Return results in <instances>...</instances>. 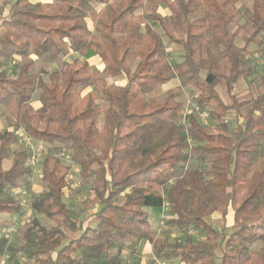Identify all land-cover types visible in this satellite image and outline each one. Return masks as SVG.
<instances>
[{
	"label": "trees",
	"instance_id": "1",
	"mask_svg": "<svg viewBox=\"0 0 264 264\" xmlns=\"http://www.w3.org/2000/svg\"><path fill=\"white\" fill-rule=\"evenodd\" d=\"M249 1L0 2V119L9 121L0 130V215H20L11 192L33 174L31 150L13 147L17 131L48 150L33 217L15 241L0 235V264H17L20 253L35 264H144V244L184 264H264V74L257 94L237 92L254 72L249 45H264V0ZM233 25L249 32L243 46ZM91 52L103 67L62 59ZM16 56L24 61L14 76L7 65ZM32 57L63 61L35 72ZM189 87L190 109L181 99ZM61 153L93 179L87 218L65 200L72 167ZM152 210L164 211L168 228L153 227ZM231 210L229 226L208 220Z\"/></svg>",
	"mask_w": 264,
	"mask_h": 264
},
{
	"label": "rangeland",
	"instance_id": "2",
	"mask_svg": "<svg viewBox=\"0 0 264 264\" xmlns=\"http://www.w3.org/2000/svg\"><path fill=\"white\" fill-rule=\"evenodd\" d=\"M9 0H0V2H6ZM11 1V0H10ZM37 1V0H32ZM247 4L250 3L249 0L246 2ZM163 7V6H162ZM161 9L163 10V8ZM232 30L237 32L236 42L239 46H243L245 44L244 37L249 35V32L245 29L238 30L236 25L232 26ZM172 54L176 60H180L181 57V47L179 45H172ZM249 50V60L250 64L254 68L253 75L246 79L243 78L240 80L237 88L238 95L241 98H249L252 95H255L260 90V81L259 78L262 74H264V45L262 47L258 46L256 43H251L248 47ZM75 58H83L88 59L91 63L98 65L99 67H103V63L98 56L94 53H90L86 56H80L76 53H71L70 55L62 58L63 60H74ZM31 60L34 61V71L35 72H50L54 69L60 67L62 61H56L51 64H44L39 60H35L33 57ZM24 59L22 57L16 56L13 60H11L7 67L11 71V74L16 76V71L14 70L16 66L20 65ZM123 82V81H120ZM192 88H187L181 99L186 102V107L190 109L191 99L193 96ZM194 91V90H193ZM222 97L226 100V96L223 93V90L219 88ZM164 91H159L158 94H162ZM216 109L215 105L211 103L208 106V110ZM198 111V108H196ZM203 120L205 121L204 114L201 115ZM226 119L228 121L229 126H233L235 124V112L230 111ZM9 127V121L5 118L0 119V130ZM18 141L14 144V149L20 150L22 148H28L31 150V155H36L38 160L28 159L29 163L32 165L33 174L30 176V183L20 184L17 188L12 189V194L21 202L22 204V212L18 216H11L8 214H1L0 215V235L4 234L7 235L12 241L16 240V237L23 231L31 218L33 217L32 210L30 208V201L32 198L33 192H40L42 190V180H41V166H42V158L44 155L48 153L46 146L42 143H35L33 140L28 137L22 130L17 131ZM41 153V154H40ZM40 154V155H39ZM63 157V160L66 164L71 165L72 171L68 179L69 188L66 191L65 200L68 204V207L74 211L75 215L81 213V219L84 217H88L89 213H92L95 210V204L92 202V186H93V179H84L80 175V167L73 163L71 159L66 154H60ZM30 158V157H29ZM78 216V215H77ZM86 217V218H87ZM208 220L211 224L220 229L222 225H231L233 223V211L231 210L228 217L223 219L221 214H214ZM43 223L52 224L51 221L47 220L46 218H42ZM150 221L153 227L160 229L168 228V225L162 224V221L166 222L164 211H156L152 210V215ZM162 227V228H161ZM177 229H174L176 231ZM194 231V230H193ZM194 233L195 239H199L203 233H199L197 231L192 232ZM179 235L181 233H178ZM261 243H258L256 247H260ZM128 254V253H127ZM130 259H132L130 257ZM134 259V258H133ZM140 259L144 264H181L179 259L175 260H166L165 258L159 257L157 254L154 253L152 247L148 244H144L141 249ZM17 264H35L33 259H29L24 257L21 253L17 257ZM2 264H16L13 262H7L6 260L2 262Z\"/></svg>",
	"mask_w": 264,
	"mask_h": 264
},
{
	"label": "built area",
	"instance_id": "3",
	"mask_svg": "<svg viewBox=\"0 0 264 264\" xmlns=\"http://www.w3.org/2000/svg\"><path fill=\"white\" fill-rule=\"evenodd\" d=\"M40 154H41V153H40ZM40 154H39V155H40ZM29 159H30V161L32 160V162H34V160H38V158H37V156H36V155L30 156V158H29ZM164 223H165V222H164V221H162V224H163V226H164Z\"/></svg>",
	"mask_w": 264,
	"mask_h": 264
},
{
	"label": "crops",
	"instance_id": "4",
	"mask_svg": "<svg viewBox=\"0 0 264 264\" xmlns=\"http://www.w3.org/2000/svg\"><path fill=\"white\" fill-rule=\"evenodd\" d=\"M39 105V103L36 101V102H34V106L35 107H37ZM9 215V214H8ZM12 216V215H11ZM148 245H150V244H148ZM151 247H152V245H150ZM152 249H153V247H152ZM153 251H154V249H153ZM175 260V259H174ZM179 262H181L180 260H179ZM181 264H184L183 262H181Z\"/></svg>",
	"mask_w": 264,
	"mask_h": 264
}]
</instances>
